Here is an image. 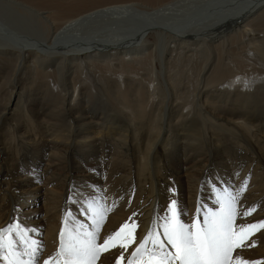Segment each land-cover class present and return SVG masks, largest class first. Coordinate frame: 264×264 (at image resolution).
Masks as SVG:
<instances>
[{
	"label": "bare ground",
	"instance_id": "obj_1",
	"mask_svg": "<svg viewBox=\"0 0 264 264\" xmlns=\"http://www.w3.org/2000/svg\"><path fill=\"white\" fill-rule=\"evenodd\" d=\"M230 175L257 208L237 223L264 218V0H0V229L54 255L98 200L134 250L169 199L190 223ZM256 238L242 255L264 260Z\"/></svg>",
	"mask_w": 264,
	"mask_h": 264
},
{
	"label": "snow or ice",
	"instance_id": "obj_2",
	"mask_svg": "<svg viewBox=\"0 0 264 264\" xmlns=\"http://www.w3.org/2000/svg\"><path fill=\"white\" fill-rule=\"evenodd\" d=\"M245 189L246 184L234 188L231 175L229 180L212 179L209 194L215 195L214 203L196 206V215L190 223L182 221L178 200L169 199L166 214L157 218L155 229L149 228L134 250L130 245L135 239V222L121 223L111 234L102 235L107 206L98 200L80 198L76 203L83 208V215L90 223H79L74 229L62 227L54 255L42 251V241L29 239L26 226L9 223L7 229H0V261L3 264H97L101 261L102 264L101 255L116 249L114 264H123L125 260L127 264H264V260L242 255L243 250L256 246L257 233L264 236V218L237 223L238 217L257 212L254 205H243L241 194ZM13 227L19 245L10 238ZM5 231L9 233L7 240ZM128 251L131 254L126 257Z\"/></svg>",
	"mask_w": 264,
	"mask_h": 264
},
{
	"label": "rangeland",
	"instance_id": "obj_3",
	"mask_svg": "<svg viewBox=\"0 0 264 264\" xmlns=\"http://www.w3.org/2000/svg\"><path fill=\"white\" fill-rule=\"evenodd\" d=\"M14 96V95H13ZM13 101V100H12ZM14 102V101H13ZM38 236H42V233H37Z\"/></svg>",
	"mask_w": 264,
	"mask_h": 264
}]
</instances>
